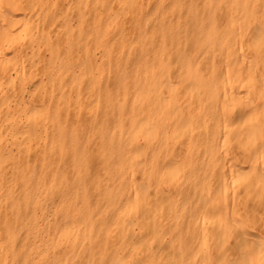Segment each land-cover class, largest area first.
Returning <instances> with one entry per match:
<instances>
[{"label": "bare ground", "instance_id": "obj_1", "mask_svg": "<svg viewBox=\"0 0 264 264\" xmlns=\"http://www.w3.org/2000/svg\"><path fill=\"white\" fill-rule=\"evenodd\" d=\"M0 264H264V0H0Z\"/></svg>", "mask_w": 264, "mask_h": 264}, {"label": "rangeland", "instance_id": "obj_2", "mask_svg": "<svg viewBox=\"0 0 264 264\" xmlns=\"http://www.w3.org/2000/svg\"><path fill=\"white\" fill-rule=\"evenodd\" d=\"M98 57V54L97 56ZM31 102V98L29 95H25L24 97V106H29ZM41 211L37 212L36 219L37 223L40 228L41 235L44 236V227L47 223L52 222L54 210L57 207L58 201L57 200H44L41 203Z\"/></svg>", "mask_w": 264, "mask_h": 264}]
</instances>
